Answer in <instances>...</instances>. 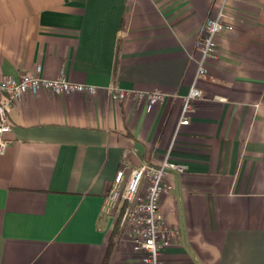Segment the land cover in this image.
<instances>
[{
    "label": "crops",
    "instance_id": "obj_1",
    "mask_svg": "<svg viewBox=\"0 0 264 264\" xmlns=\"http://www.w3.org/2000/svg\"><path fill=\"white\" fill-rule=\"evenodd\" d=\"M234 28L205 60L197 41L222 9ZM99 88L28 93L12 104L0 154V264H143L104 197L130 167L165 154L161 198L180 243L167 264H264V0H0V77L24 73ZM160 89L152 107L110 88ZM196 85L188 125L183 100Z\"/></svg>",
    "mask_w": 264,
    "mask_h": 264
},
{
    "label": "built area",
    "instance_id": "obj_2",
    "mask_svg": "<svg viewBox=\"0 0 264 264\" xmlns=\"http://www.w3.org/2000/svg\"><path fill=\"white\" fill-rule=\"evenodd\" d=\"M232 17L224 8L217 17L208 18L197 41L202 53L199 61L197 79L206 74L205 60L217 51L216 36L224 30L234 28ZM48 90L55 95L80 93L96 95L99 88L92 84L74 82L63 72L55 79L42 75L24 73L20 78L0 77V154L6 151L9 139L6 135L12 130L9 112L14 101L28 93ZM114 99L133 97L138 102H145L152 107L165 100V93L160 89L141 91L124 90L118 85L110 88ZM202 98V91L193 85L183 100L181 125H188L194 112V102ZM186 166L179 163L169 153L159 163L147 162L137 167H130L127 152L122 160L102 205V213L113 215L124 207L119 223V233L127 234L133 243L134 251L143 264H167L161 257L169 247L180 243V228L166 223L162 213L161 198L173 185L167 181L171 172H184ZM117 217V216H116ZM118 236L116 239H118Z\"/></svg>",
    "mask_w": 264,
    "mask_h": 264
},
{
    "label": "trees",
    "instance_id": "obj_3",
    "mask_svg": "<svg viewBox=\"0 0 264 264\" xmlns=\"http://www.w3.org/2000/svg\"><path fill=\"white\" fill-rule=\"evenodd\" d=\"M123 209H124V207H121L120 212H119V214L116 217L114 230H113V232H111V235H112L111 236V241H114V238H116V235L119 233V223H120V220H121V215H122Z\"/></svg>",
    "mask_w": 264,
    "mask_h": 264
}]
</instances>
